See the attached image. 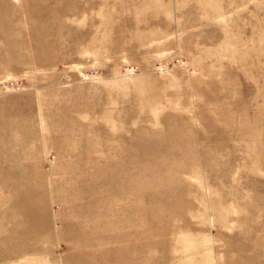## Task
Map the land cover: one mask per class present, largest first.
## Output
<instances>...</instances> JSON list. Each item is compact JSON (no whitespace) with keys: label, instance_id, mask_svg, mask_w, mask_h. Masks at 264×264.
<instances>
[{"label":"rangeland","instance_id":"374dc122","mask_svg":"<svg viewBox=\"0 0 264 264\" xmlns=\"http://www.w3.org/2000/svg\"><path fill=\"white\" fill-rule=\"evenodd\" d=\"M0 264H264V0H0Z\"/></svg>","mask_w":264,"mask_h":264}]
</instances>
